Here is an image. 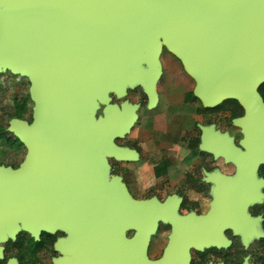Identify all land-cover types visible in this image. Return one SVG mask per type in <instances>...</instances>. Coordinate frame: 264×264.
Listing matches in <instances>:
<instances>
[{
	"label": "water",
	"instance_id": "water-1",
	"mask_svg": "<svg viewBox=\"0 0 264 264\" xmlns=\"http://www.w3.org/2000/svg\"><path fill=\"white\" fill-rule=\"evenodd\" d=\"M164 48L195 80L205 107L237 101L244 108L235 124L256 154L232 151L257 182L264 162V0H0V75L28 78L35 104L32 124L10 123L30 153L21 170L0 169V243L16 237L19 223L37 237L61 229L69 238L58 244L64 257L55 264H191L193 249L228 245L229 228L242 230L249 245L251 234L235 222L248 220L249 205L263 200V182L217 190L208 215L183 218L181 201H137L121 179L110 178L108 158L138 159L116 141L131 133L139 106L113 104L112 95L124 99L143 86L155 107ZM218 139L205 146L217 156ZM44 156L50 164L59 156L62 175L82 182L81 192L62 196L64 210H47L30 186L32 167L35 180L43 176ZM161 222L173 234L153 261L149 248Z\"/></svg>",
	"mask_w": 264,
	"mask_h": 264
},
{
	"label": "flooded vegetation",
	"instance_id": "flooded-vegetation-1",
	"mask_svg": "<svg viewBox=\"0 0 264 264\" xmlns=\"http://www.w3.org/2000/svg\"><path fill=\"white\" fill-rule=\"evenodd\" d=\"M166 52L169 51L164 48L161 58ZM175 59L177 64L182 65ZM162 65L163 75L157 82L158 102L155 107L151 106V99L143 86H138L141 91L139 102L125 101L119 105L129 102L139 106L138 121L131 133L116 141L119 147L137 153L138 159L119 161L114 157L108 158L110 178L121 179L137 201H146L144 196L155 197L161 203L175 199L181 201L178 207L181 217L187 218L193 214L206 216L212 210L217 190L234 192L254 184V176L251 172H242V165L235 160L237 156L234 153L248 158L256 154L247 146L244 129L235 124V120L244 118L246 112L237 101H229L234 103L232 106L205 107L196 96L197 84L192 77L165 75V66ZM259 93L264 100V84L259 88ZM33 121L28 123L32 124ZM141 121L142 125L136 131ZM9 133L13 138L0 137V169L16 172L27 162L30 150L10 129ZM134 133V140L127 141ZM4 137L6 145L1 144ZM214 137L219 138L218 156L205 149L206 143L211 145ZM50 159V156H44L43 176L38 181L33 178L31 168L30 186L42 193L47 210L60 211L65 209V203L61 204L62 196L81 192L82 182L62 175L59 156L54 158V164L49 163ZM255 178L257 182H263L260 192L264 196V162L258 167ZM207 200L212 202L211 208L203 212L201 209ZM247 215L248 220H240L235 225L240 228L244 226L245 231L251 234L248 246L242 230L236 232L229 228L224 231L228 245L212 246L203 251L193 249L191 264H264V198L249 205ZM19 227L16 237L8 234V239L0 243V264H55L64 257L57 246L69 238L65 231L56 229L49 232L43 229L38 238L25 231L22 223H19ZM163 227L170 229L167 236L169 242L173 226L161 222L158 232ZM133 235V232L128 233L129 238ZM150 252L151 246L149 257Z\"/></svg>",
	"mask_w": 264,
	"mask_h": 264
},
{
	"label": "rangeland",
	"instance_id": "rangeland-1",
	"mask_svg": "<svg viewBox=\"0 0 264 264\" xmlns=\"http://www.w3.org/2000/svg\"><path fill=\"white\" fill-rule=\"evenodd\" d=\"M162 63L165 66V75H177V76H188L182 65L177 64V60L169 52L161 58ZM140 87H136L129 90V94L124 99H118L113 95V102L117 105L125 101H131L133 103L139 102L141 98ZM226 103V102H225ZM234 103L225 104L226 106L233 105ZM34 108L35 104L31 97V82L28 78L13 75L11 72H6L0 75V137L1 135L13 138L10 133V123L14 119H19L27 122L34 120ZM101 114V112H100ZM142 125L136 126V131ZM136 133V132H135ZM135 133L127 141H133ZM6 138L4 137L1 144L6 145ZM8 142L10 140H7ZM123 142V141H122ZM121 142V143H122ZM146 201L152 200L155 197L144 196ZM210 200L203 203L201 211L207 212L211 207ZM170 229L163 227L160 232L153 238L151 244L150 258L153 261L160 260L163 257L164 251L168 246L167 236L169 235Z\"/></svg>",
	"mask_w": 264,
	"mask_h": 264
},
{
	"label": "trees",
	"instance_id": "trees-1",
	"mask_svg": "<svg viewBox=\"0 0 264 264\" xmlns=\"http://www.w3.org/2000/svg\"><path fill=\"white\" fill-rule=\"evenodd\" d=\"M228 103H231V102L228 101L227 103H224V104H228Z\"/></svg>",
	"mask_w": 264,
	"mask_h": 264
}]
</instances>
